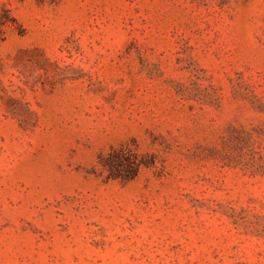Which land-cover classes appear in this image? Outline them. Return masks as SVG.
<instances>
[{"label":"rangeland","instance_id":"rangeland-1","mask_svg":"<svg viewBox=\"0 0 264 264\" xmlns=\"http://www.w3.org/2000/svg\"><path fill=\"white\" fill-rule=\"evenodd\" d=\"M0 264H264V0H0Z\"/></svg>","mask_w":264,"mask_h":264},{"label":"trees","instance_id":"trees-1","mask_svg":"<svg viewBox=\"0 0 264 264\" xmlns=\"http://www.w3.org/2000/svg\"><path fill=\"white\" fill-rule=\"evenodd\" d=\"M59 0H36L39 4H54ZM99 166L106 173L107 180H121L130 182L140 173L143 166H147L144 157L128 146L113 148L99 157Z\"/></svg>","mask_w":264,"mask_h":264}]
</instances>
